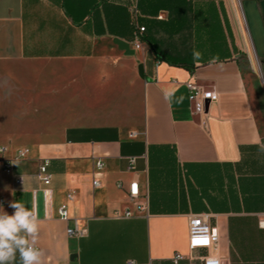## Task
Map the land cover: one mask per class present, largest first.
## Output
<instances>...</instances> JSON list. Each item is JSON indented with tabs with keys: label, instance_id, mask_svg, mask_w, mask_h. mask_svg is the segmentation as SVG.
I'll return each mask as SVG.
<instances>
[{
	"label": "crops",
	"instance_id": "1",
	"mask_svg": "<svg viewBox=\"0 0 264 264\" xmlns=\"http://www.w3.org/2000/svg\"><path fill=\"white\" fill-rule=\"evenodd\" d=\"M0 149V205L36 210L45 264H264V0H0ZM198 213L217 248L190 249Z\"/></svg>",
	"mask_w": 264,
	"mask_h": 264
},
{
	"label": "built area",
	"instance_id": "2",
	"mask_svg": "<svg viewBox=\"0 0 264 264\" xmlns=\"http://www.w3.org/2000/svg\"><path fill=\"white\" fill-rule=\"evenodd\" d=\"M139 32H143L145 27H139ZM136 47L139 48L140 44H136ZM186 86L189 90V100L190 106L193 114H201L205 110V101L207 98H215L216 95L207 91L205 87L199 84L196 80H189L186 83ZM2 152V149H0ZM21 156H24V152H20ZM136 158H129V169H135ZM97 172L94 175L93 185L98 186L100 184L99 176L101 175V169L103 168V161L97 160L96 163ZM48 162L44 161L39 166L38 177L43 181L45 185H49L51 182L50 174L48 173ZM4 170L8 171L10 169V162L6 161L3 163ZM17 183H21L22 179L18 178ZM119 187H122V184H118ZM49 195V190H45V196ZM128 198L133 202L138 212H147L149 205L148 194L142 195L139 188V183L136 180H132L129 184L127 191ZM72 197V195H70ZM62 218H67V212L65 208L60 210ZM125 217L133 216V213L130 210H126ZM68 235H78L80 232L77 229H68ZM219 244V233L217 228L212 226L209 222V216L205 213L190 214L189 215V247L193 251L198 248H217ZM185 256L177 252L174 256V262H178L181 259H184ZM202 264H223L222 258L217 255H207L200 257ZM128 264H134L133 261L128 262Z\"/></svg>",
	"mask_w": 264,
	"mask_h": 264
},
{
	"label": "clouds",
	"instance_id": "3",
	"mask_svg": "<svg viewBox=\"0 0 264 264\" xmlns=\"http://www.w3.org/2000/svg\"><path fill=\"white\" fill-rule=\"evenodd\" d=\"M200 55L193 52L194 59ZM9 207L14 210L11 215L0 205V264H45L46 253L38 246L41 221L36 210L20 200Z\"/></svg>",
	"mask_w": 264,
	"mask_h": 264
},
{
	"label": "water",
	"instance_id": "4",
	"mask_svg": "<svg viewBox=\"0 0 264 264\" xmlns=\"http://www.w3.org/2000/svg\"><path fill=\"white\" fill-rule=\"evenodd\" d=\"M117 44H118V46L120 47V49H122V50H124L125 51V53L126 54H134L135 53V51L133 50V49H131L130 48V45H129V43L128 42H125V41H123V40H120V39H118V38H115V40H114ZM143 65L141 64L140 66H139V72H140V75L141 76H143Z\"/></svg>",
	"mask_w": 264,
	"mask_h": 264
}]
</instances>
